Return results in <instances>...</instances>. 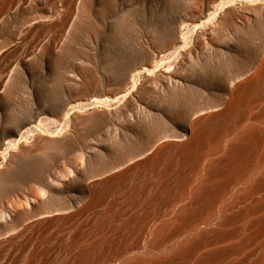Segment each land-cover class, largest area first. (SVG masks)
Returning <instances> with one entry per match:
<instances>
[{
	"label": "bare ground",
	"instance_id": "6f19581e",
	"mask_svg": "<svg viewBox=\"0 0 264 264\" xmlns=\"http://www.w3.org/2000/svg\"><path fill=\"white\" fill-rule=\"evenodd\" d=\"M19 1L0 0V111L98 23L157 17L166 43L95 100L5 112L0 182L74 153L26 194L3 183L0 264H264V0Z\"/></svg>",
	"mask_w": 264,
	"mask_h": 264
},
{
	"label": "rangeland",
	"instance_id": "374dc122",
	"mask_svg": "<svg viewBox=\"0 0 264 264\" xmlns=\"http://www.w3.org/2000/svg\"><path fill=\"white\" fill-rule=\"evenodd\" d=\"M33 2H34V0H22L21 3L19 1L18 5L20 4V5L24 6V8H25L27 6L29 7L31 5V3H33ZM182 2H183L182 0H174L173 3L175 5L174 4L173 5H174V7L176 6L178 9L182 10L181 7L179 8V6H182L181 5ZM179 17L180 16L177 15L176 18H174V19L175 20L177 19V21L180 20L179 22L183 21V18H179ZM148 19H150V17ZM148 19H146V21H143V22L140 21V23L138 22V24L136 22H133V23L130 22L129 24L124 25V26H117L115 23H112L110 21L109 22L106 21V22H104V24L101 23L102 25L100 23H98V29L96 30L97 32L96 31L94 32L95 34L93 33L92 35L83 36V37L81 36V38L78 37L76 39L77 41L75 40L72 43V45H71L72 47L71 46L69 47V49H68L69 52L68 51H67L68 53L64 52V54L62 55L63 57H61V59L57 63L60 66L56 65V67L58 68V69L57 68L56 69L61 73V76L63 75L62 76L63 78L61 79L62 81L61 80L57 81V80H55V78H53V77H55L54 76L55 75L54 74L55 68H53L51 66L48 68V66L46 64H44L45 65L44 66V65L41 64V62H39L38 63L39 65L34 66V68L35 67L36 68L35 69L33 68V70H32L33 74L30 77L31 80H29L30 78L28 76L27 77V81H25V79H24V80H22L20 82V84H19L20 87L18 86L19 88H17V87L15 88V92L13 93L14 96L12 97V99H10V101H8L6 103V107L3 110H6V108H7L6 111L9 110L10 113L15 114L14 116L18 115V113L19 114H24V115H29L30 112L32 113L35 110L43 109L42 107H44L45 104H46L45 101H43V100H47L46 99L47 97L50 98V96H54V95L58 96V94H59V96L61 95V97H59V96L58 97L56 96V97L59 98V99L62 98V101H65V103L68 104V105H66V107L67 106L70 107L72 104H74V101L76 102L77 100L81 99L82 97L88 98V99H90V101L93 100V99L95 100V98L97 99V97L99 95L98 93H100V90L102 89L101 90V92H102L107 87L106 84H104L105 83L104 80L107 77L108 78H109V76L110 77H115V75L118 76L119 74H122V73L124 74V73L128 72V70H130L129 68H131V67L132 68H137V67H139L141 65V63L143 61V57L146 56V53H147V50H148L147 47L149 49H153V48H157L158 47V49H159V48H161V45H162V48L160 50H163V47H164V45L166 43V40L164 38H162V37H160V39H159L158 36L155 37L158 34L159 28H160L159 27V21H156L158 18L157 17H151L150 20H148ZM137 26H138V28H137ZM116 28L118 30L119 29H122V30L118 31ZM151 29L153 30L154 33H151V31H152ZM122 34L124 35V37H123ZM152 34H154L153 35L154 37L150 36ZM95 36H96V38H95ZM133 37H135V38H133ZM156 38L158 40H155ZM79 40H81V41L79 42ZM146 40H147V44L149 46L146 44ZM257 40L260 41L262 39H257ZM142 41H143V43H142ZM152 41H153V44H151ZM160 41H162V42L160 43ZM148 42H150V43H148ZM255 42H257V43L255 44ZM255 42H254V44L258 45V41H255ZM159 43L161 44L160 46H159ZM261 43H262V41H261ZM74 44H75V46H74ZM143 44H145L146 47ZM136 45H137V47H136ZM156 45H158V46H156ZM65 54H67V55H65ZM37 66H39V68ZM120 67H122V68H120ZM36 69H37V71H36ZM116 72L118 73V75H117ZM51 73H52V75H51ZM82 76H83V79H82ZM93 76H95L96 78L93 77ZM51 77H52V79H51ZM98 77H100V78H98ZM84 79L88 80V82L87 81L85 82ZM97 79H98V81H97ZM76 80H79V83L77 85L75 84ZM23 82H25V85H24ZM59 83H61V86H60ZM27 85H29V86H27ZM26 86H27V88L29 90H27ZM30 86H31V88H30ZM52 86H53V88H52ZM85 86H86V88H85ZM81 87H82V89H81ZM40 88H42V89L40 90ZM38 89H39V91H38ZM25 90H27V92ZM48 90H49V92H48ZM17 91L18 92L20 91V92L18 93ZM43 91H44V93H43ZM57 91H58V93H57ZM50 92H53V93H50ZM20 93L21 94L23 93L22 94L23 96ZM42 93L43 94L47 93V94L43 95ZM159 93H160V88L156 89L155 93L154 92L152 93V96L154 98L149 95V97H151L150 100L152 99L153 103L156 102V96L159 98V95H160ZM34 94H35V96H34ZM155 94H157V95H155ZM18 97H20L23 101L20 98L18 99ZM41 97H43V98L46 97V98L43 99ZM91 97H92V99H91ZM39 98H41V99H39ZM63 98L66 99V100H64ZM16 100H18L19 102L16 101ZM25 100H27V102ZM147 100L149 102H151L149 99H147ZM11 101L15 102V104H13ZM9 103L12 104V105H10ZM16 104H18V106ZM7 105L9 107V109H8ZM20 105H21V107H20ZM24 105H26V106L24 107ZM12 106H14V107H12ZM18 107L22 108V110H20V112L18 110ZM24 108H26V109L24 110ZM27 108H29L31 111H29V109H27ZM31 108H33V109H31ZM38 108H40V109H38ZM5 112L4 111H0V122H1L0 123L1 124L0 125V129H1L0 130V136L2 135L1 132L4 129L3 128L4 127V125H3L4 123L3 122L5 120L4 118L9 116V114H7L8 112L7 113H5ZM22 112H25V113H22ZM93 133H94V135H93ZM97 133H95V131H92L91 136L88 137L86 140L95 142L96 139H97L96 138ZM73 153L74 152L67 153V155L66 154L60 155L58 153L49 154V155L46 156V158H45L46 160H44V162H41L40 164H37L38 167L40 166L39 168L36 167L37 165L32 167L31 163H29L30 165L28 163L23 164L25 166L21 165L18 168L17 174L15 173V175H13L14 177L16 176L17 178L16 177L14 178L12 176L13 178H11L8 181L0 182V183H2V184H0V189L3 188L2 185H3V183H5L4 184V188L5 189L11 190V188H12L13 192H15V193L19 189H21L22 193L26 194V193L29 192V188H30L31 184L32 185H38L36 182H34V180H35V175L34 174H36L37 171L46 170V169L48 170L53 165H54L53 166L54 168H57L58 164H65L68 161L67 160L68 156L72 155ZM49 158H50V160H49ZM52 161H53V163H52ZM42 163L44 164L45 167H43ZM48 164L50 165V167H49ZM28 166L30 167L29 168L30 170L26 168ZM19 173H20V175H19ZM3 201H5V200L3 199L1 202H3Z\"/></svg>",
	"mask_w": 264,
	"mask_h": 264
}]
</instances>
